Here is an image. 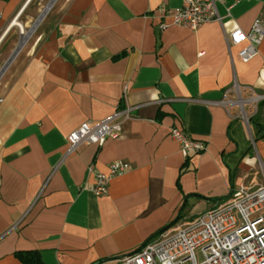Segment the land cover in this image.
I'll return each mask as SVG.
<instances>
[{
  "label": "crops",
  "instance_id": "obj_1",
  "mask_svg": "<svg viewBox=\"0 0 264 264\" xmlns=\"http://www.w3.org/2000/svg\"><path fill=\"white\" fill-rule=\"evenodd\" d=\"M49 1L0 0V68ZM182 4L58 0L27 38L0 77V264H23L24 252L41 264H117L232 188L263 183L264 139L248 121L263 127L264 34L248 63L227 36L264 26V0H224L194 32L165 14ZM127 106L117 138L69 151L80 125ZM172 127L205 151L183 159ZM113 162L129 169L95 196L89 168Z\"/></svg>",
  "mask_w": 264,
  "mask_h": 264
},
{
  "label": "built area",
  "instance_id": "obj_2",
  "mask_svg": "<svg viewBox=\"0 0 264 264\" xmlns=\"http://www.w3.org/2000/svg\"><path fill=\"white\" fill-rule=\"evenodd\" d=\"M224 0H183L174 11L164 9L171 24L195 31L207 22L218 20L216 5ZM164 23L160 27L164 28ZM264 26L258 19L249 31L234 28L227 36L228 45L240 46L238 56L248 63L258 56ZM128 106L116 111L98 124L84 123L67 136L69 151L82 144L102 146L115 139L121 125L131 118ZM183 159L205 151L204 142L194 140L177 127L170 129ZM129 169L128 164L113 162L108 171L94 173L91 188L95 196L107 192L109 180ZM199 251L203 260L197 261ZM117 264H264V181L254 188H232L228 198L192 221L172 230L162 231L155 239L144 243L135 252L124 256Z\"/></svg>",
  "mask_w": 264,
  "mask_h": 264
},
{
  "label": "water",
  "instance_id": "obj_3",
  "mask_svg": "<svg viewBox=\"0 0 264 264\" xmlns=\"http://www.w3.org/2000/svg\"><path fill=\"white\" fill-rule=\"evenodd\" d=\"M53 2H54V0H50L48 2L47 6L44 8V10L41 12V14L36 18V20L34 21V23L31 26V28L26 32L25 35H23L19 39V41H18L16 47L14 48L13 52L10 54V56L7 58V60L4 62V64L0 68V77L3 75V73L5 72L7 67L10 65L12 60L15 58V56L18 54L20 49L23 47V45L26 42L27 38L34 32L35 28L38 26V24L41 22L43 17L46 15L48 10L52 6Z\"/></svg>",
  "mask_w": 264,
  "mask_h": 264
},
{
  "label": "trees",
  "instance_id": "obj_4",
  "mask_svg": "<svg viewBox=\"0 0 264 264\" xmlns=\"http://www.w3.org/2000/svg\"><path fill=\"white\" fill-rule=\"evenodd\" d=\"M253 120L249 119L248 126L255 130V132L259 133V137L264 139V128L261 127L259 124L253 123ZM255 139V137H253ZM179 219V215L175 218V220ZM16 257L23 263V264H41L38 254L35 252H24V253H16Z\"/></svg>",
  "mask_w": 264,
  "mask_h": 264
},
{
  "label": "rangeland",
  "instance_id": "obj_5",
  "mask_svg": "<svg viewBox=\"0 0 264 264\" xmlns=\"http://www.w3.org/2000/svg\"><path fill=\"white\" fill-rule=\"evenodd\" d=\"M58 0H56L55 2H54V4H53V6L55 5V3L57 2ZM52 6V7H53ZM51 7V8H52ZM51 10V9H50ZM50 11H48V13H49ZM47 14V13H46ZM27 32V31H26ZM26 32H24V34H26ZM26 44V43H25ZM25 44L23 45V47L25 46ZM23 47H22V49H23ZM21 49V50H22ZM1 59H2V57H1ZM252 106H255V101L253 102V105ZM254 108V107H253ZM252 107H249V106H247L246 107V109H242V111L240 112V115H241V117L243 118V120H244V122L246 123V125H247V120H248V118H249V114H250V112L252 111V110H250V109H253ZM261 108V107H260ZM253 123H255V120H253V122H251V124H253ZM263 127H264V121H263V125H262ZM248 129L249 130H251L252 131V134L254 135V129H253V127L251 126V128L250 127H248ZM196 257H197V261L198 262H201L202 260H203V258H202V256H201V254H200V252L199 251H197L196 252Z\"/></svg>",
  "mask_w": 264,
  "mask_h": 264
},
{
  "label": "bare ground",
  "instance_id": "obj_6",
  "mask_svg": "<svg viewBox=\"0 0 264 264\" xmlns=\"http://www.w3.org/2000/svg\"><path fill=\"white\" fill-rule=\"evenodd\" d=\"M55 1V0H54Z\"/></svg>",
  "mask_w": 264,
  "mask_h": 264
}]
</instances>
